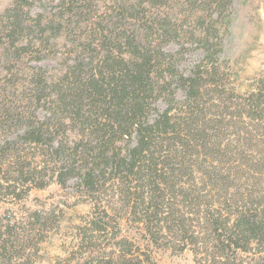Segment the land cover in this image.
Returning <instances> with one entry per match:
<instances>
[{"label":"trees","instance_id":"obj_1","mask_svg":"<svg viewBox=\"0 0 264 264\" xmlns=\"http://www.w3.org/2000/svg\"><path fill=\"white\" fill-rule=\"evenodd\" d=\"M69 1L13 0L0 19L8 59L33 48L40 59L27 104L0 108L4 128H24L0 144V205L55 183L90 210L62 232L63 208L7 209L0 264H36L55 236L65 241L56 264H155L158 249L189 251L194 264H264V73L236 92L213 13L198 16L211 21L198 35L152 12L170 0ZM73 17L94 18L85 42L68 58L53 52L57 78L41 74ZM174 40L201 53L167 49Z\"/></svg>","mask_w":264,"mask_h":264},{"label":"rangeland","instance_id":"obj_2","mask_svg":"<svg viewBox=\"0 0 264 264\" xmlns=\"http://www.w3.org/2000/svg\"><path fill=\"white\" fill-rule=\"evenodd\" d=\"M94 1L97 4L100 2L102 8L109 4V0ZM12 4L13 0H0V19ZM69 4L74 9L85 6V3L77 4L73 3V0H70ZM100 6L99 10L102 11ZM203 7L198 0H190L188 4L185 0H170L168 4L162 5V7H154L152 12L159 15L158 18L164 20L171 29L176 28L180 32L183 30L190 32L196 29L198 35L203 30V25L208 26L207 24L211 23L208 19L197 20L198 16L207 15L209 17L210 13H213V18L216 19H213L214 25L217 24V29L214 30L218 32L225 44V47L219 52V57L226 62V71L231 73V86L238 93H246L253 80L264 73V0H225V7L217 13L215 9L207 10L206 8H204L206 9L204 12L201 10ZM217 14H220L218 20ZM73 20L75 17L71 18L70 23L67 24L69 19H65L66 23H64L62 32L57 34L52 41L53 46H49L54 50L49 52V59L43 64L47 67L40 70L41 74H52L54 71L53 67L57 63L55 60L57 58L53 57V52L58 53L59 58H63V56L68 58L66 54L69 53L73 45L85 42L86 33L91 29L90 25L94 22V18L91 17L89 23L80 24H72ZM127 26L134 28L135 24L125 19L122 27ZM137 35L139 38L142 37L141 30H137ZM74 40L76 43H73ZM183 42L174 40L164 45L167 49L178 48ZM184 44L188 47L192 46L190 55H195L197 52L198 54L201 53L194 40L184 42ZM36 50L37 48L29 49L27 55H25L26 53H21L22 55L18 53L17 59L9 60L7 54L0 49V108L4 105L10 106L13 103H21L23 106L27 104V97H29L27 95L30 94L31 86H33L32 72L40 60ZM196 58L195 55L194 59ZM187 60L186 62L191 63L192 58H187ZM54 72L57 78L59 70ZM28 120L35 121L33 117L28 118ZM3 125L5 122L0 121V144L6 140L17 138V135L23 133L24 130L20 126L4 128ZM65 201L68 203H64ZM22 204L32 209H50L52 206L63 208L66 222L62 225V232L71 230L72 225L79 222V217L87 214L90 210L89 204L78 202L77 198L67 194L55 183L42 190L33 189L28 198L20 203L21 206ZM20 205L13 206L3 201L0 205V217L5 214L7 209L19 213L22 208ZM64 242L60 236L59 238L55 236L52 241L42 244L36 264H56L59 258L65 255L61 249ZM154 262L155 264H194L191 252L176 253L170 249L155 250Z\"/></svg>","mask_w":264,"mask_h":264}]
</instances>
